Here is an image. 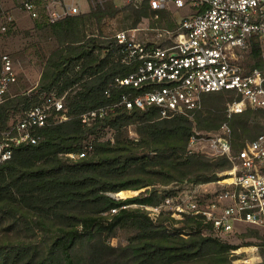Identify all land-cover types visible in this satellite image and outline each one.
<instances>
[{"label": "trees", "instance_id": "1", "mask_svg": "<svg viewBox=\"0 0 264 264\" xmlns=\"http://www.w3.org/2000/svg\"><path fill=\"white\" fill-rule=\"evenodd\" d=\"M5 14L0 2L1 20ZM36 19L38 41L33 46L37 56L46 51L42 74L32 94L7 95L0 104V127L16 122L43 91L64 97L70 118L39 129L36 143L15 147L13 156L0 163V264H233L235 254L229 255L240 245L223 240L204 220H177L166 213L153 218L146 208L122 206L158 205L175 191L164 187L170 183L218 181L232 161L189 153L192 133L217 130L229 120L237 152L261 132L264 109L229 119L227 103L234 93L228 90L204 94L193 117L165 119L155 106L128 109L121 104L125 92L138 95L142 89L119 86L116 78L136 71L141 62L126 59L127 50L115 37L118 31H108L111 21L121 28L145 20L163 28L178 25L176 15L152 9L147 0L97 2L88 11L55 22L43 9ZM252 56L249 67L262 64L261 45L253 48ZM3 64L0 49V73ZM101 107L105 115L91 125L82 122L85 112ZM109 130L113 134L105 138ZM89 142L93 149L84 157L68 155ZM145 187L125 200L108 195ZM113 208L118 210L112 213ZM122 233L126 244L113 245L110 239ZM241 237L260 240L243 245L256 244L264 251L259 228H249ZM254 264H264V259Z\"/></svg>", "mask_w": 264, "mask_h": 264}, {"label": "built area", "instance_id": "2", "mask_svg": "<svg viewBox=\"0 0 264 264\" xmlns=\"http://www.w3.org/2000/svg\"><path fill=\"white\" fill-rule=\"evenodd\" d=\"M116 1L137 4L143 0ZM147 2L152 9L171 11L177 16L178 25L171 29L133 27L116 33L117 41L127 50L126 59L141 62L136 71L116 78L119 86L142 89L138 95L125 92L121 104L128 109L155 106L165 119L180 115L193 117L202 107L204 94L228 90L234 93L227 103L229 119L248 110L264 109V0ZM21 5L34 19L42 15L43 8L51 22L84 12L77 2L66 0H22ZM258 44L262 47V64L252 68L249 64L253 48ZM3 62L0 104L18 80L9 54L3 55ZM38 99L10 127L4 130L0 127V163L13 156L15 147L36 143L39 129L70 118L64 97L56 92H40ZM105 114V107L90 110L82 115V122L91 125ZM232 131L229 120L217 130H194L189 139V153L227 156L232 166L222 171V177L215 182L174 185L175 191L160 204L144 205L151 217L166 213L177 220L199 218L209 223L219 236L240 233L248 227L264 231V122L261 132L237 152ZM92 149L89 142L82 150L68 155L77 159ZM208 184L218 187L209 190ZM122 191L117 192L120 198ZM128 206L137 204L122 207ZM117 210L113 208L112 213ZM253 247L259 250L258 245ZM250 259L243 262L250 263Z\"/></svg>", "mask_w": 264, "mask_h": 264}, {"label": "rangeland", "instance_id": "3", "mask_svg": "<svg viewBox=\"0 0 264 264\" xmlns=\"http://www.w3.org/2000/svg\"><path fill=\"white\" fill-rule=\"evenodd\" d=\"M107 0H66L67 3L77 2L78 5L84 10L88 11L92 4H96L97 2H104ZM3 7L6 8L8 11V14H5L4 20L0 19V49L2 51V54H9L12 62L14 64V69L18 76V82L15 85H11L8 94L12 95L16 92H28L29 94H32L35 88H37V85L39 83V79L42 74V59L44 56H46V51L41 52V57L38 53V49L35 48V41H38V36L36 35L34 31L35 23L37 19L32 18L23 8H22V0H0ZM43 11V8H41ZM6 26L5 29H3V26ZM112 28L108 31H120V30H127L130 28H121L118 21L113 20L111 21ZM142 26H149V27H158L157 25L151 26L147 20L144 22H141L138 26L142 28ZM163 28V27H160ZM171 29V28H170ZM146 32V31H145ZM139 36L142 39V29L139 31ZM144 36H146L144 34ZM44 39H42L43 41ZM49 46H46V49ZM20 116H17V119H19ZM15 123V122H14ZM13 124V123H12ZM11 124V125H12ZM134 127H130V134L131 136L135 135ZM200 130V129H198ZM112 131H108L105 134V138H109L112 136ZM165 188H172L175 189V186L170 183L169 185H164ZM218 187L217 184H208L206 186L209 190H214ZM146 189L142 188L139 190H124L125 192H120V195L123 196L120 198V196L117 195L118 191H111L108 193L112 198H119V199H127L132 198L136 195H138L141 191H144ZM147 205V204H145ZM149 205V204H148ZM133 207H144V204H138L137 206ZM167 215V214H166ZM181 226V225H178ZM242 226V225H241ZM249 229V227H248ZM242 230H245L244 228ZM247 232L243 231L236 234H230L225 236H220L223 240L235 244L240 245V247H237L236 249H233L230 254V258H233V254H235L233 259V264H242L246 258H251L249 261V264H254L257 262H261L264 259V256L262 255V251L254 249V245H243L245 241L247 240H254V241H260L253 237H241V233ZM262 236L264 237V231H261ZM217 235V234H216ZM219 236V235H218ZM111 243L113 245H123L126 244V237L122 233L118 237H114L110 239ZM237 252H235V251Z\"/></svg>", "mask_w": 264, "mask_h": 264}]
</instances>
